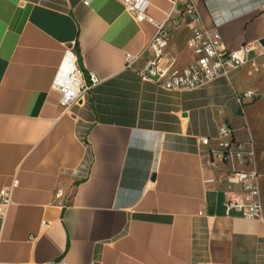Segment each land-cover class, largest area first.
<instances>
[{"label": "crops", "instance_id": "obj_1", "mask_svg": "<svg viewBox=\"0 0 264 264\" xmlns=\"http://www.w3.org/2000/svg\"><path fill=\"white\" fill-rule=\"evenodd\" d=\"M146 1L152 22L171 5ZM190 1L225 48L264 40V0ZM152 22L122 0H0V262L264 264V223L226 206L227 171L243 167L209 162L221 126L243 141L235 95L260 94L264 49L229 78L167 91L145 76ZM166 28L168 75L194 56L186 19ZM75 44L97 82L63 110L52 84Z\"/></svg>", "mask_w": 264, "mask_h": 264}, {"label": "built area", "instance_id": "obj_2", "mask_svg": "<svg viewBox=\"0 0 264 264\" xmlns=\"http://www.w3.org/2000/svg\"><path fill=\"white\" fill-rule=\"evenodd\" d=\"M170 4V9L163 14L162 20L152 22L146 16V9L150 6L146 0H122L124 10L135 22L145 20L152 22L154 26V33L147 44L153 58L149 62L145 76L154 80L164 90H193L218 77L229 78L230 71L248 61L250 52L261 53L264 49V40L263 43L256 40L253 43L240 44L234 49H227L216 30L206 29L200 25L198 14L190 0H171ZM182 18L186 19V26L189 29L187 46L194 56V61L180 71H172L167 75L157 66L167 43L166 25L176 28L181 25ZM131 60L132 57L126 55V66H129ZM96 82L94 75H83L75 54L68 51L57 70L52 88L59 94L60 106L63 110H67L72 104L80 101ZM255 97L253 92L244 91L235 95V101L242 107L243 102L253 100ZM217 138V147L209 149L211 167L216 168L217 164L226 163L243 167L240 170L232 168L227 171L225 182L229 190L226 195V206L237 211L243 218L261 221L262 206L252 148L248 144L243 145L232 140L231 131L227 126L218 129ZM197 143L206 146L209 140L198 138ZM10 197V189L0 191V215L4 207L9 205ZM0 264L13 263L0 262ZM41 264H59V262Z\"/></svg>", "mask_w": 264, "mask_h": 264}, {"label": "rangeland", "instance_id": "obj_3", "mask_svg": "<svg viewBox=\"0 0 264 264\" xmlns=\"http://www.w3.org/2000/svg\"><path fill=\"white\" fill-rule=\"evenodd\" d=\"M255 86L260 94L254 93L256 97L253 100L243 102V119L237 122L236 136L243 139L241 144H248L253 150L262 206L261 221L264 223V81Z\"/></svg>", "mask_w": 264, "mask_h": 264}, {"label": "trees", "instance_id": "obj_4", "mask_svg": "<svg viewBox=\"0 0 264 264\" xmlns=\"http://www.w3.org/2000/svg\"><path fill=\"white\" fill-rule=\"evenodd\" d=\"M73 49H74V54L76 56V60H77L78 66H79L80 70L82 71L83 75L86 76V73L83 71V69H81V66H80L79 51H78V48H77L76 44L74 45ZM232 140H233V138H232Z\"/></svg>", "mask_w": 264, "mask_h": 264}, {"label": "water", "instance_id": "obj_5", "mask_svg": "<svg viewBox=\"0 0 264 264\" xmlns=\"http://www.w3.org/2000/svg\"><path fill=\"white\" fill-rule=\"evenodd\" d=\"M262 43H263V41H262ZM151 179H153V175L151 176Z\"/></svg>", "mask_w": 264, "mask_h": 264}]
</instances>
